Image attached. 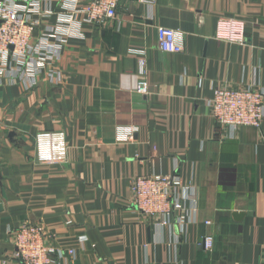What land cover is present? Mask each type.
<instances>
[{
    "label": "crops",
    "instance_id": "0c3cea01",
    "mask_svg": "<svg viewBox=\"0 0 264 264\" xmlns=\"http://www.w3.org/2000/svg\"><path fill=\"white\" fill-rule=\"evenodd\" d=\"M73 1L42 5L33 45L53 29L52 57L36 84L0 83V264H15L23 223L44 227L56 264H264V127L226 136L206 104L215 86L264 89V0H119L102 25L60 24ZM219 18L243 20L246 42L215 39ZM156 26L183 51H160ZM48 131L64 132L65 162L36 160ZM174 170L194 188L185 234L132 203L133 177Z\"/></svg>",
    "mask_w": 264,
    "mask_h": 264
},
{
    "label": "built area",
    "instance_id": "2783aa9c",
    "mask_svg": "<svg viewBox=\"0 0 264 264\" xmlns=\"http://www.w3.org/2000/svg\"><path fill=\"white\" fill-rule=\"evenodd\" d=\"M51 0H0V83L6 79L13 82L25 75L29 84H36V76L51 61L47 43L53 29L49 28L33 45L34 31L43 16L42 5ZM152 8L156 0H137ZM119 0H74L65 8L60 24L86 23L102 25L115 17ZM243 20L219 18L215 26V39L224 42L244 44L246 42ZM157 44L162 52L178 54L183 46L177 32L169 27L156 26ZM60 38L59 40H63ZM138 81L135 91L148 92L144 79L146 73L144 52L138 59ZM25 71V74H24ZM52 80L59 82V76L49 73ZM27 85V83H26ZM25 85V86H26ZM27 87V86H26ZM212 118L224 130L226 136H233L238 128L264 127V89L256 84L239 88L215 86L212 97L206 101ZM35 157L40 163H63L67 159V144L62 131L38 133L34 137ZM132 203L146 218L156 219V227L164 228L176 224L179 234H185L190 220L187 202L194 197V188L185 183L176 171L165 174H143L130 180ZM189 216V218H188ZM205 224H210L206 221ZM13 236L12 258L15 264H56L62 251L50 246L45 239L41 224L23 223L10 232ZM204 247L212 248V238L204 237ZM71 254L72 250H68Z\"/></svg>",
    "mask_w": 264,
    "mask_h": 264
},
{
    "label": "water",
    "instance_id": "95a60500",
    "mask_svg": "<svg viewBox=\"0 0 264 264\" xmlns=\"http://www.w3.org/2000/svg\"><path fill=\"white\" fill-rule=\"evenodd\" d=\"M234 215L236 216V219H238V218H240L243 215V213L242 212H238V213H236Z\"/></svg>",
    "mask_w": 264,
    "mask_h": 264
}]
</instances>
